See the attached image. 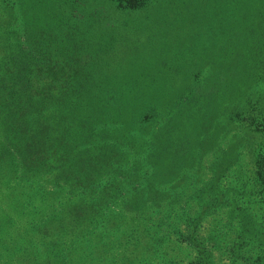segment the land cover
<instances>
[{
  "label": "trees",
  "instance_id": "16d2710c",
  "mask_svg": "<svg viewBox=\"0 0 264 264\" xmlns=\"http://www.w3.org/2000/svg\"><path fill=\"white\" fill-rule=\"evenodd\" d=\"M149 1L0 0V182L21 216L0 232V264H152L158 250L162 264L185 252L184 264L208 263L200 214L187 232L176 228L187 203L180 171L209 154L208 96L225 109V91L264 65L262 54L246 56L248 31L237 25L264 26V0H232V17L228 0H196L195 19L236 21L231 32L217 26V54L206 59L187 48L141 56L128 24L147 20ZM164 8L181 17V7ZM193 67V82L205 69L214 87L186 88ZM260 143L251 172L264 204Z\"/></svg>",
  "mask_w": 264,
  "mask_h": 264
},
{
  "label": "rangeland",
  "instance_id": "374dc122",
  "mask_svg": "<svg viewBox=\"0 0 264 264\" xmlns=\"http://www.w3.org/2000/svg\"><path fill=\"white\" fill-rule=\"evenodd\" d=\"M220 2L224 4L222 0ZM228 3L225 13L232 17L233 2L228 0ZM167 6L175 9L181 7V17L172 16L171 12L164 8ZM198 7L196 0H150L145 10L147 20L139 23L140 26H135L133 22L128 24L129 29L136 28L128 32H131L130 37H134L137 51L141 56L154 57L158 51L167 52L162 48H187L189 52H185V55L199 54L202 59L215 56L218 48L217 26L221 29L229 28L231 32L236 21H217L208 13L203 17L204 20L195 19L193 14ZM129 14L138 18V11ZM244 21H238L237 25L248 31L245 37L250 40V47L245 53L246 56L262 54L264 57V31L261 30L264 26H256L258 28L252 32L250 27L257 23ZM221 36L223 35L220 34L219 40ZM256 41L260 51L255 50ZM193 42L197 45L194 44L195 49L191 48ZM230 53L231 50H228V54ZM185 55L183 54V65L188 67L184 63L190 59ZM256 66L248 67L240 91L236 89L232 92L233 88L229 92L225 91V109L208 96L210 99H207L209 105L206 108L214 117L210 119L211 126L208 129L209 154L201 156L193 166L186 165V168L180 171L185 182L182 196L187 203L180 205L182 210L179 216L174 218L176 228L187 232L188 221L200 214L197 233L204 252L209 254L207 264H264V204L259 202L251 172L255 153L264 139V65L263 69ZM215 69L214 66L213 70ZM197 70V67H193L192 71H185L189 75L186 80H191L190 83L186 82V88L197 87L203 91L211 89V86L213 88L216 81L213 76L208 81L209 74L205 69L194 82L190 79ZM222 165L226 166L225 170H222ZM197 167H200V175L194 173ZM192 173L198 178L191 177ZM210 177L215 184L213 191L207 192L206 185ZM188 184L190 189H193L186 188ZM7 186L0 182L1 234L8 232L12 226L20 225L21 219L12 208ZM192 190H195L193 194ZM204 205L209 207L202 212ZM157 252L152 264H162L165 260L161 256V250ZM188 259L189 255L185 252L179 263L184 264Z\"/></svg>",
  "mask_w": 264,
  "mask_h": 264
}]
</instances>
